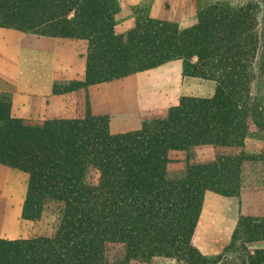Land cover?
Instances as JSON below:
<instances>
[{
  "label": "trees",
  "instance_id": "trees-1",
  "mask_svg": "<svg viewBox=\"0 0 264 264\" xmlns=\"http://www.w3.org/2000/svg\"><path fill=\"white\" fill-rule=\"evenodd\" d=\"M117 0H0V28L56 39L85 51L82 75L55 73L52 93L64 112L50 119L10 115L0 92V165L27 175L21 218L58 217L52 236L0 238V264H218L238 243L264 242V217L241 216L229 244L202 254L192 237L206 193L264 192V106L252 95L264 77V25L253 5L211 0L188 28L137 19L129 30ZM182 61V76L214 83L210 96H182L151 110L134 131L112 134L93 115L87 88ZM263 146L245 152L247 133ZM213 155L200 160L198 146ZM172 153L183 167L170 171ZM264 264V248L246 261Z\"/></svg>",
  "mask_w": 264,
  "mask_h": 264
},
{
  "label": "crops",
  "instance_id": "crops-1",
  "mask_svg": "<svg viewBox=\"0 0 264 264\" xmlns=\"http://www.w3.org/2000/svg\"><path fill=\"white\" fill-rule=\"evenodd\" d=\"M171 62L122 79L89 86L87 95L92 114L107 116L112 134L137 130L146 113L144 111L157 103L161 104V97L153 93L155 87L165 97L172 94L173 88L177 87V73L181 78H190L182 76V63H180L175 70L165 69V74L158 84L143 81V74L155 72ZM85 65V51L80 48L60 44L53 38L0 28V92L11 95L10 115L13 118L43 120L61 115L64 112L65 100L63 96L52 93L54 74L82 75ZM178 100L171 106L176 105ZM6 170L0 168V179L5 175L11 180H20L22 185L20 192H22L27 175L20 171ZM2 181L4 186L7 180L2 179ZM11 187L14 188L12 185ZM208 195L217 194L206 193L192 237L193 245L204 255L213 253L211 250L215 249L220 253L223 251L229 244L232 232L241 216L264 217V192L242 196L237 202V210L226 216H218L210 212L211 210L205 206ZM198 235L203 236L201 243L194 241ZM247 247L251 248L253 253L257 249L264 248V242H253Z\"/></svg>",
  "mask_w": 264,
  "mask_h": 264
},
{
  "label": "rangeland",
  "instance_id": "rangeland-1",
  "mask_svg": "<svg viewBox=\"0 0 264 264\" xmlns=\"http://www.w3.org/2000/svg\"><path fill=\"white\" fill-rule=\"evenodd\" d=\"M211 0H117L120 8L122 22L116 26L117 33H123L133 27L137 19H160L178 24L181 29L188 28L194 24L198 10ZM232 6H243L251 4L256 9L258 23L264 25V0H219ZM181 60L172 61L169 65L160 67L155 72L143 74V81L152 82L153 84L160 83L164 76V70H175L179 67ZM44 69V68H43ZM178 70V69H177ZM32 70L30 69V72ZM176 88H173L172 94H161L155 87L154 95L161 97V104H157L147 108L144 112L147 114L152 109L159 110L163 107H168L176 103V100L182 96H210L214 89V83L204 81L198 78H181L177 73ZM252 95L258 102L264 106V77L255 82ZM160 104V105H159ZM144 114V115H145ZM263 146L262 136L254 130L247 133L245 140V152L249 155L258 154ZM196 154L200 160L209 159L213 155V149L210 146H203L196 149ZM171 162L168 166L170 171H177L183 167L182 154L172 153ZM7 169L6 171L19 172L9 167L0 166ZM21 173V172H20ZM2 179H6L7 183L3 186ZM0 179V238L15 239L26 237L30 234H38L42 236H52L58 226V217L50 212L44 213L38 223L32 224L21 218V208L26 195L27 180L23 191L20 192V180H15L6 177ZM14 186V188L11 187ZM22 186V185H21ZM4 189V190H3ZM254 194L246 190L239 196L223 197L220 195H208L206 204L211 211L220 215H230L232 211L237 210V202L242 196ZM235 216V212H233ZM202 235L195 237V243H201ZM249 247V246H248ZM246 248L242 251L241 246L236 243L226 252L221 262L218 264H248L246 261L252 255L251 248ZM208 256L218 255V249L211 250ZM218 252V253H217ZM133 264H175L174 261L159 257L147 262H136Z\"/></svg>",
  "mask_w": 264,
  "mask_h": 264
}]
</instances>
